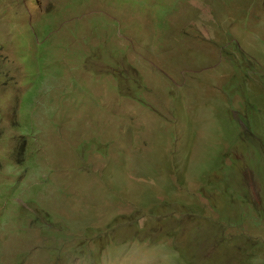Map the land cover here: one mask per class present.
<instances>
[{
    "label": "rangeland",
    "instance_id": "obj_1",
    "mask_svg": "<svg viewBox=\"0 0 264 264\" xmlns=\"http://www.w3.org/2000/svg\"><path fill=\"white\" fill-rule=\"evenodd\" d=\"M0 264H264V0H0Z\"/></svg>",
    "mask_w": 264,
    "mask_h": 264
},
{
    "label": "clouds",
    "instance_id": "obj_2",
    "mask_svg": "<svg viewBox=\"0 0 264 264\" xmlns=\"http://www.w3.org/2000/svg\"><path fill=\"white\" fill-rule=\"evenodd\" d=\"M229 43H230V44H233V41H230ZM235 48H236V45H235Z\"/></svg>",
    "mask_w": 264,
    "mask_h": 264
}]
</instances>
